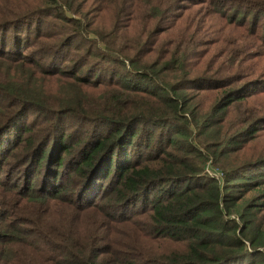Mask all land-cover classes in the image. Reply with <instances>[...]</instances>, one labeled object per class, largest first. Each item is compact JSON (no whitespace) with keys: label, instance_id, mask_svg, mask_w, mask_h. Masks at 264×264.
I'll use <instances>...</instances> for the list:
<instances>
[{"label":"trees","instance_id":"obj_1","mask_svg":"<svg viewBox=\"0 0 264 264\" xmlns=\"http://www.w3.org/2000/svg\"><path fill=\"white\" fill-rule=\"evenodd\" d=\"M262 20L0 0V264H264Z\"/></svg>","mask_w":264,"mask_h":264},{"label":"rangeland","instance_id":"obj_2","mask_svg":"<svg viewBox=\"0 0 264 264\" xmlns=\"http://www.w3.org/2000/svg\"><path fill=\"white\" fill-rule=\"evenodd\" d=\"M262 23H264L263 20H262ZM33 115L34 114L30 113V114L24 115L22 118H23V120H26V122H28V121H30V119H32ZM20 123L22 124V126H20ZM20 123H14L13 128L9 129L8 131L5 132V134H7V136H5V134L3 133V135L6 139H4V141H2V143L6 147L9 144L10 140L12 139L13 132H15L14 134L17 136L21 135L23 133L22 131H23V127H24V122L22 120H20ZM23 136H21V137H23ZM8 137H10V138H8ZM13 146H16V149L12 152V154H10V153L8 154L9 155L8 162L7 163L5 162L6 164L3 166V168L0 167V180L4 178L6 167L11 165L13 163V161H16V159L18 158V153L21 151V148H20L21 145H18V143L17 144L13 143L11 145L9 144L7 148H10ZM32 184L35 185V184H37V182L35 180H33Z\"/></svg>","mask_w":264,"mask_h":264}]
</instances>
